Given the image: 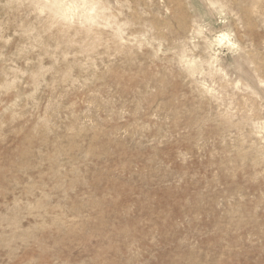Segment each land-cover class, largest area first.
<instances>
[{
  "label": "rangeland",
  "instance_id": "obj_1",
  "mask_svg": "<svg viewBox=\"0 0 264 264\" xmlns=\"http://www.w3.org/2000/svg\"><path fill=\"white\" fill-rule=\"evenodd\" d=\"M0 264H264V0H0Z\"/></svg>",
  "mask_w": 264,
  "mask_h": 264
},
{
  "label": "bare ground",
  "instance_id": "obj_2",
  "mask_svg": "<svg viewBox=\"0 0 264 264\" xmlns=\"http://www.w3.org/2000/svg\"><path fill=\"white\" fill-rule=\"evenodd\" d=\"M225 38H226V35L223 34L222 37H221V41H223Z\"/></svg>",
  "mask_w": 264,
  "mask_h": 264
}]
</instances>
